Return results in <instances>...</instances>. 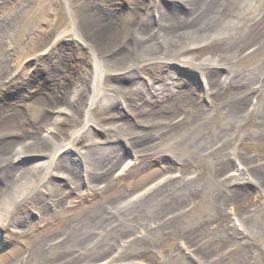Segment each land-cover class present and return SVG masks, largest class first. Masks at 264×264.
<instances>
[{
	"label": "bare ground",
	"instance_id": "obj_1",
	"mask_svg": "<svg viewBox=\"0 0 264 264\" xmlns=\"http://www.w3.org/2000/svg\"><path fill=\"white\" fill-rule=\"evenodd\" d=\"M262 1H161L165 9L154 0L146 5L136 2L135 10L124 18L119 17V21L116 17L118 22L115 25H110L106 20L105 24H100L97 16L84 11L77 27L69 26L64 31L74 33L73 37L87 47L89 53L80 59L84 64L79 70L78 78L70 84L62 81L53 74L52 61L51 68H47L48 73L42 71L43 67H39L23 78L28 76L27 81H33L38 75L40 77L35 82L34 98L40 109L39 118L21 128L13 119L0 120V179L7 184L6 188L0 189V234L5 237V231L23 223V215L29 207L43 214L45 219L50 206L57 209L69 204L71 194L64 189V184L47 180L52 169L66 171L68 174L65 178L75 182L76 186L78 184V187L79 180L82 179L95 188H101L102 197L90 205L77 202L76 209H70L69 218L62 219L56 228L51 227L42 234L38 232L27 235L23 239V253L18 248L14 253L3 256L1 264H29L31 258L32 261L36 260L35 264H52L53 261L48 260L44 252L57 243L56 248L61 247L59 255L70 253L64 258L66 264H94L98 257H102V264H111L115 255L124 247L121 243L123 237L129 238L131 230H138L145 235L153 226L162 232L173 229L175 219L169 216L176 212L184 197L199 190L200 176L193 173L191 178L186 175L187 166L192 164L188 159L180 161L182 170L177 179H165L155 187L143 188L140 193H135L136 187L142 183L126 188L120 186V179L134 171L130 161L123 166L125 161L120 149L101 154L98 149L85 150L83 156L88 163V172L84 178H80L78 171H75L73 159L67 158L68 153L72 150L81 151L80 140L89 133V124L95 123L121 131L134 156H141L143 163L147 159L150 162L152 158L160 157L156 151L158 141L171 137L187 124L194 125L205 120L207 114L204 107L199 103L195 90L188 81L183 78L179 83L168 82L167 78L161 76V68H164V63L172 56H176L175 59L180 63L197 64L202 69L201 75L209 101L235 120L237 131L232 139L235 142L242 141L243 136L238 133L239 129L257 106H254V102H246L245 94L253 90V97L257 99L264 95L263 88L257 86L264 74L260 73L255 80L254 73L224 76L220 69H227L237 59L239 61L243 47L257 40L260 33L258 29L264 25V15L257 18L254 10L256 11ZM150 7L160 10L157 17L151 11L153 21L147 13L140 12L147 11ZM247 22L252 23L245 27ZM242 26L245 27V32L244 35H239L237 31ZM53 37L54 33H51L39 41L35 49H45L51 44ZM72 46L59 47L53 60L58 70L62 69V65H71L75 69L70 64V54L74 52ZM57 49L58 46L52 47L50 52ZM103 67L123 73L124 77L130 79L131 84H121L123 76L120 75L104 77L101 73ZM144 70L151 77L149 87L139 83L137 72ZM253 81H256L255 88ZM47 88H55L57 94L54 103L57 110L69 115L71 125H66L65 129L60 123L55 129L57 138L54 135L49 136V143H44L37 137L36 127L45 126L44 133H48L47 125L53 119L60 121L59 118L52 119L49 115L53 101L45 92ZM149 88H152L151 91ZM229 96L234 99L224 104V99ZM112 102H120L123 115L132 114L133 120L109 113L107 107ZM247 111L249 114H245ZM182 112L185 115L180 119ZM78 125H81L79 130L83 131L79 135L80 140L69 139L67 134L72 132L75 135L79 130L74 132L73 127ZM257 125L264 126V113ZM249 140L252 150L256 147L264 149V133L255 132ZM226 143L224 136H218L215 145L220 144L217 148L220 149ZM196 148L197 143L190 151H197ZM25 154L30 157L46 156L49 161L29 170L15 166L13 161ZM229 154L244 161L241 163L243 170H239L237 165L231 169L226 158H222L216 166L219 181L224 175L225 184L245 186L251 183L258 187L261 198L253 202L248 190H228L227 195L231 200H241L243 203L235 206L234 214L231 212L232 220L229 222L226 215L218 210L214 227L216 233L209 235L206 231L197 229L181 241V248L189 256L192 255L194 264H264V215L255 227H249L248 221L242 216L250 208H254L253 211L257 213L264 205V166L263 171L255 170V164L261 166L258 163L260 160L241 149H234ZM117 168L123 169L120 178L115 177L114 171ZM156 173H149L148 180ZM14 176H26L28 180L21 186L12 185L8 188ZM40 182L41 187L42 184L45 185V189L39 188ZM76 190L81 200L86 198L78 188ZM180 190L183 193L176 194ZM253 216L254 214L249 216V221L253 220ZM51 239H55V243ZM99 239L104 240L103 246H98ZM109 248L112 251L103 259ZM26 254L29 256L24 257Z\"/></svg>",
	"mask_w": 264,
	"mask_h": 264
},
{
	"label": "rangeland",
	"instance_id": "obj_2",
	"mask_svg": "<svg viewBox=\"0 0 264 264\" xmlns=\"http://www.w3.org/2000/svg\"><path fill=\"white\" fill-rule=\"evenodd\" d=\"M151 0H0V120L13 119L14 122L21 128L32 124L36 119L39 118L40 112L37 107V103L34 101L35 98V82L40 80L39 75L33 81H27L24 76L31 74L34 70L39 67H43L42 71L48 73L47 68L50 67L51 61L54 67H50L53 74L59 76L62 81H66L69 84L78 78L79 70L84 64L81 58L86 57L88 53L87 47L81 42L78 43L76 38L73 37L74 33L64 32L69 26H76L79 24L80 16L84 11L90 13L93 16H97L99 19L98 23L115 25L119 21V17H125L131 13L134 9L136 2L141 5H146ZM158 1L159 4L167 2V0H154ZM162 1V2H161ZM163 4V3H162ZM161 4V7L163 5ZM151 8V7H150ZM165 9V8H164ZM92 10V11H91ZM154 11V16L160 14V10H153V8L147 11H140L141 13H147L149 19L154 20V16L151 13ZM264 13V0L259 3L254 15L259 18ZM118 17V21H116ZM252 22L244 24L247 27ZM245 27L242 26L238 29V34L244 35ZM59 28V30H56ZM257 40L247 43L243 47L241 57L227 69H220V72L227 76H235L240 74L254 73V79L256 80L257 75L260 73L264 74V25L259 27ZM54 31V32H53ZM51 33H54L51 44L45 49H35L37 43L44 38L48 37ZM60 45V46H59ZM73 45L74 52L70 54V64L75 66V69L71 65H62V69L56 68L53 60L55 55L59 52V47ZM57 50L50 52L51 48L57 47ZM61 49V48H60ZM36 50V51H34ZM172 56V55H171ZM174 57V58H173ZM176 56H172L164 63L163 71L160 73L161 76L167 78L168 82L179 83L183 81V78L194 88L197 95V99L200 104L203 105L206 112V119L199 121L194 125H185L180 128L171 137L158 141L156 151L160 154V157L152 158L150 162L148 159L143 163L141 156H134L128 148L125 138L121 131L115 130L111 127H104L95 123L89 124V133L85 134L80 140L81 125L74 128V132L78 131L75 135L72 132L67 134L69 139L77 138L80 140L79 148L81 151L72 150L68 154V159L72 158L74 161L73 167L75 171L79 173L80 178L85 177L88 172V163L84 158L83 154L85 150L98 149L99 153L106 151L119 150L123 155L124 165L129 161L132 163L134 171L128 173L120 179V186L126 188L129 185H135L142 183L139 187H136L135 193H140L143 188L155 187L160 181L165 179L173 178L177 179L181 175V162L188 159L190 164L187 166V173L189 177L195 175L200 176L199 190L197 193L191 196L184 197L182 203L176 208V212L169 217H174L173 229L162 232L158 227H151L148 233L142 234L138 230H131L128 236L129 238L122 239L121 243L124 247L118 252L111 264H194L192 255L189 256L188 252L181 248V241L186 238L190 233H193L197 229L206 231L207 234L216 233L214 227L216 226L217 211L220 210L228 218V221L232 220L231 214H234L235 206H241L243 203L241 200H231L227 195L228 190H248L251 200L257 201L261 198L258 187L251 183L244 185H234L223 183L225 176L223 175L219 181V174L217 173L218 161L225 159L229 163L231 169L238 166L239 170H243V160L237 159L235 156L230 155L229 152L236 149H241L242 152L257 156L256 160L261 166L258 167L255 164V170L258 171L264 166V149L254 148L250 145V136L255 132L259 134L264 133V126L259 127L257 124L263 117L264 113V95L258 99L253 97V90H249L245 94L246 102L251 104L254 102L256 106L255 110L246 117V122L239 129V134L243 136L242 141L235 142L232 139L236 133V122L230 118L225 111H221L211 101H209L205 84L203 81V72L199 66L193 63H180L175 59ZM38 58V59H37ZM40 59V60H39ZM56 68V69H55ZM41 70V69H40ZM50 70V71H51ZM101 73L104 77H118L123 76V73L116 72L110 68H101ZM139 83L148 85L150 78L148 77V71L137 72ZM224 75V76H225ZM264 77V75H263ZM260 80L257 86L262 87L264 90V78ZM254 88L256 86V81ZM160 83V81H157ZM156 83V84H157ZM60 84V83H58ZM56 84V85H58ZM121 84L124 86L130 85L131 81L128 77L121 79ZM59 86V85H58ZM55 88H47L45 91L47 96L53 101L52 107L49 109V115L58 120L51 121L47 126L49 131L45 132V126L39 127L36 131L37 137L44 143H49V136L56 135V128L60 125L62 128H67L66 125H71L69 121V115L65 112H59L57 105L54 103L56 99ZM150 91L152 88H149ZM151 93V92H150ZM264 93V92H263ZM154 94V93H152ZM232 96L224 99V104L232 101ZM255 99V101H253ZM259 103H258V101ZM258 103V104H257ZM224 107V105H223ZM108 112L116 115H122L124 119L133 120L132 114L123 115V108L120 102H112L107 107ZM125 110V109H124ZM185 112H182V119ZM179 119V120H180ZM67 122H70L68 124ZM69 127V126H68ZM71 127V126H70ZM24 129V128H22ZM21 129V130H22ZM28 130V129H27ZM30 131V130H29ZM80 135V136H79ZM79 136V137H78ZM218 136H224V140L227 141L226 145H223L220 149H217L220 144L215 145L218 142ZM198 144L197 151H190L194 144ZM215 145V146H214ZM206 146V147H205ZM209 146H213L209 148ZM221 146V145H220ZM94 147V148H93ZM204 150H203V149ZM217 150V151H216ZM81 152V153H80ZM70 157V158H69ZM49 161L46 156H35L30 157L28 154L14 160V165L21 169H33L40 163ZM240 161V162H239ZM257 162V161H256ZM122 168H117L115 177L120 178L122 176ZM157 172L155 176L148 180L149 173ZM68 173L61 169H52L51 174L47 176V180H51L55 183H63L64 189L66 188L70 192L71 197L68 199L66 206L56 207L50 206L46 211L45 219L43 214L38 213L33 207H29L23 215L24 222L19 225H15L8 231L0 234V264L1 258L5 255L12 254L14 251L24 249L23 239L31 233H44L51 227L56 228L60 225L62 219L69 218L70 209H76L78 206L77 202H83L87 205L101 199V188H95L93 185H89L86 181L79 180V187L75 185V182L70 179H66ZM222 174V173H221ZM63 176V177H61ZM246 177V176H245ZM263 177V176H262ZM188 179V177H187ZM25 180H28L26 176H14L10 180L8 188L16 185L23 184ZM43 183V182H42ZM78 183V182H77ZM44 184L41 182L39 188L45 189ZM48 184H46V187ZM1 187H7L0 179ZM86 197L80 199L76 189ZM183 191H178L176 194L181 195ZM80 195V194H79ZM176 195V197H179ZM180 202V201H179ZM248 209V208H247ZM254 208H250L243 214V218L248 221V226H257V221L264 215V205L260 207L259 211L255 213ZM227 212V214H226ZM232 212V213H231ZM232 214V215H233ZM253 220L249 221V216L253 215ZM230 216V217H228ZM21 219V220H23ZM238 223H236L237 225ZM202 225V226H201ZM201 226V227H199ZM204 228V229H203ZM206 234V235H207ZM207 235V237L209 236ZM59 236V235H58ZM56 239V237L53 235ZM53 240L55 243L56 240ZM52 242V244H53ZM98 246L105 244L103 239H99ZM209 242V241H208ZM57 244L52 245V248H48L44 253L48 260H52V264H66L67 261L64 259L67 254H60V248H56ZM112 250L110 248L104 254V257L108 256ZM12 256V255H10ZM29 255H24L27 257ZM102 257H98L94 264H102ZM36 260H29V264H35ZM231 264V263H228Z\"/></svg>",
	"mask_w": 264,
	"mask_h": 264
}]
</instances>
